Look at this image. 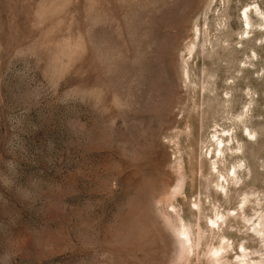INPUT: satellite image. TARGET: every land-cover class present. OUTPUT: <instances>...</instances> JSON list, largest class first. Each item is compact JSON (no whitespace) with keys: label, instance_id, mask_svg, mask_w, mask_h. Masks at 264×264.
<instances>
[{"label":"rangeland","instance_id":"rangeland-1","mask_svg":"<svg viewBox=\"0 0 264 264\" xmlns=\"http://www.w3.org/2000/svg\"><path fill=\"white\" fill-rule=\"evenodd\" d=\"M256 4L0 0V264H264Z\"/></svg>","mask_w":264,"mask_h":264},{"label":"bare ground","instance_id":"bare-ground-1","mask_svg":"<svg viewBox=\"0 0 264 264\" xmlns=\"http://www.w3.org/2000/svg\"><path fill=\"white\" fill-rule=\"evenodd\" d=\"M252 13L253 14H256L259 17H261L263 19L262 20V24H264V11L262 10V8L259 5H257V4L254 7H253V5H246L243 8L242 13L239 14L240 20L243 23V32H242L241 39L242 38H246V37H244V34H247L246 35L247 37H248V35L250 36L252 30L255 27V25L253 24ZM262 24H260L259 27H261ZM150 25L152 26L151 23H150ZM150 25H149V27H150ZM235 30H231L230 27L228 28L227 33L230 34V36H229L230 38L228 40H230V39L235 40L236 39V31ZM237 37H239V36H237ZM153 39H155L154 33H149L148 34V39H147V44H150L152 41L157 42L156 39L155 40H153ZM176 44H177V42H174V45H176ZM232 44H234V43H231L230 46L233 48L234 45H232ZM234 60H235V63H236L237 60L236 59H234ZM129 73H130V77L131 78L137 75L135 66L132 65V67L129 69ZM223 135H225V134H223ZM217 141H218L217 142V144H218L217 145V149L219 150V153L222 154L224 152V150H225V147H226V145H225V139L221 135V136H219L217 138Z\"/></svg>","mask_w":264,"mask_h":264}]
</instances>
